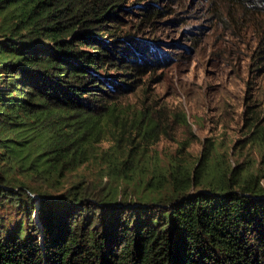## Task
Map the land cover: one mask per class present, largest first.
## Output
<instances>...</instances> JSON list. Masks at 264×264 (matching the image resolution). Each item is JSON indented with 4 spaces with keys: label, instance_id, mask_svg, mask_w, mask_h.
<instances>
[{
    "label": "trees",
    "instance_id": "trees-1",
    "mask_svg": "<svg viewBox=\"0 0 264 264\" xmlns=\"http://www.w3.org/2000/svg\"><path fill=\"white\" fill-rule=\"evenodd\" d=\"M127 1L0 0V264H264L258 176L204 178L201 159L119 192L112 183L135 167L130 149L110 155L104 182L42 187L89 157L120 97L163 65L126 27ZM227 2L264 16V0ZM142 7V21L161 13ZM255 25L262 60L264 19Z\"/></svg>",
    "mask_w": 264,
    "mask_h": 264
},
{
    "label": "rangeland",
    "instance_id": "rangeland-1",
    "mask_svg": "<svg viewBox=\"0 0 264 264\" xmlns=\"http://www.w3.org/2000/svg\"><path fill=\"white\" fill-rule=\"evenodd\" d=\"M148 1L161 13L142 21ZM125 5L130 8L122 16L126 27L152 44L163 65L120 97L87 159L48 182L30 179L31 185L41 183L58 194L73 182H104L110 155L122 159L133 149L132 178L115 179L113 190L127 186L137 194L151 175L167 173L175 163L193 171L201 159L204 178L222 172L252 175L264 187V59H257L255 25L264 16H246L227 0H129ZM149 121L156 122L152 131ZM159 180L156 186L167 190L164 176Z\"/></svg>",
    "mask_w": 264,
    "mask_h": 264
}]
</instances>
